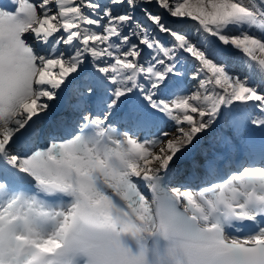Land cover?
Returning a JSON list of instances; mask_svg holds the SVG:
<instances>
[{
  "label": "snow or ice",
  "instance_id": "6c2138e0",
  "mask_svg": "<svg viewBox=\"0 0 264 264\" xmlns=\"http://www.w3.org/2000/svg\"><path fill=\"white\" fill-rule=\"evenodd\" d=\"M217 124L204 180L227 178L172 184ZM153 200L180 236L160 264H264V0L0 4V264H83L78 218L151 224Z\"/></svg>",
  "mask_w": 264,
  "mask_h": 264
},
{
  "label": "clouds",
  "instance_id": "9594fccd",
  "mask_svg": "<svg viewBox=\"0 0 264 264\" xmlns=\"http://www.w3.org/2000/svg\"><path fill=\"white\" fill-rule=\"evenodd\" d=\"M152 216L151 224L139 222L136 227L87 216L78 218L73 230L80 233L83 264H160V256L153 251V241L163 247L178 248L180 236L164 226L162 210L155 200ZM142 241L146 242L147 250L141 247Z\"/></svg>",
  "mask_w": 264,
  "mask_h": 264
},
{
  "label": "water",
  "instance_id": "95a60500",
  "mask_svg": "<svg viewBox=\"0 0 264 264\" xmlns=\"http://www.w3.org/2000/svg\"><path fill=\"white\" fill-rule=\"evenodd\" d=\"M30 43L32 41H29ZM235 72H238L240 74H242L244 71H241V69L239 67L233 69ZM70 96V95H69ZM71 99V96H70ZM70 105L69 102L65 101L64 104L62 105V113L66 114L67 116H63V117H69L71 115L70 110L67 111L65 109L66 105ZM56 114V113H54ZM50 116V120H45V122L40 123V130H41V135L42 136H46L49 132H52L54 130L55 125L59 124V122L61 121L60 118H54V116H52V113L49 115ZM62 117V118H63ZM56 120V121H53ZM48 122V123H47ZM226 150L223 149L221 152H216V153H222L225 152ZM199 159H201V157H199ZM237 159H239V157H237ZM203 160V159H201ZM204 164H205V159H204ZM175 172L173 173L174 177H181V179H172V183H178L180 181H183L186 177H189L190 175L193 177L192 181H191V185L193 188H196L197 186H203L206 184H210L211 182H216V181H222L223 179L227 178V174L228 171L227 169H225V171L223 172V174L221 175H217L215 177H211L207 182H205L204 177L206 176L205 173V169L204 166L202 165V169H194V170H190L186 167L181 166L180 164H178L177 167L174 168ZM240 168H237L234 164L232 166V168L230 169V171H239Z\"/></svg>",
  "mask_w": 264,
  "mask_h": 264
},
{
  "label": "bare ground",
  "instance_id": "6f19581e",
  "mask_svg": "<svg viewBox=\"0 0 264 264\" xmlns=\"http://www.w3.org/2000/svg\"><path fill=\"white\" fill-rule=\"evenodd\" d=\"M246 74H247V69L245 68V72H243L241 74V76L243 77ZM67 97L68 96H66V94L65 95L61 94V98L59 100H57L55 103L52 104L53 107H54V109L57 107L55 105H57V104H64L65 100H67ZM68 110H69V108H68ZM51 113H52V116H54V113L55 112L54 111H49V113L47 114V116H44L43 117L44 118L43 119V122H45V120L48 121L50 119V116L49 115ZM217 127H218V130H220L221 126L219 124H217ZM205 134L202 136L201 140L197 142L196 147L190 153H187L188 155L186 154L181 160L175 162V164L173 165L174 168L177 167L178 164H180L181 166L186 167V168H188L190 170L191 169L192 170H194V169H202V165L200 163L204 162V159H205V161H206V159H211V156L210 155H207V157H205V155L203 156L204 151L209 152V151H213V150H216L217 149V147L216 146L213 147L212 144L209 145L208 148H205L206 146L204 147V145H207L209 142H211V143L214 142V139H213V136H212L211 133H208L207 135H209L212 138V140L211 141H208V142H205V141H207L205 139ZM203 148H205V149H203ZM200 156L203 159L202 162H200L201 161V159H199ZM174 178H176V177H174Z\"/></svg>",
  "mask_w": 264,
  "mask_h": 264
},
{
  "label": "rangeland",
  "instance_id": "374dc122",
  "mask_svg": "<svg viewBox=\"0 0 264 264\" xmlns=\"http://www.w3.org/2000/svg\"><path fill=\"white\" fill-rule=\"evenodd\" d=\"M99 2H101V3H105L106 2V0H99ZM7 3H11V0H0V4H7ZM61 94H63V95H65L66 94V96H68L67 97V100H65V101H67V102H69V104L70 103H72L73 101H72V96H71V94H70V92L69 91H65V92H63V93H61ZM71 96V99H70V96ZM62 105L63 104H57V105H55V106H57L55 109H54V107H53V105L51 106V109H50V111H54L56 114H54V118H60V119H62V117L63 116H67L66 114H64V113H62ZM68 108H69V105L67 104L66 106H65V109L66 110H68ZM69 111V110H68ZM57 116V117H56ZM44 119V118H43ZM50 120V119H49ZM53 121H56V120H53ZM42 122H43V120H42ZM41 122V123H42ZM41 125V124H40ZM40 125H39V127H40ZM222 129L220 128V130H218V127L216 126L214 129H212L211 131H208V132H206V134H205V139L207 140V141H205V142H208V141H211L212 140V138L209 136V135H207L208 133H211L212 134V136L214 137V134L215 133H217V132H220ZM226 135H231V131L229 130V131H227L226 133H225ZM204 139V138H203ZM214 143H215V141L213 142V143H211V142H209L207 145H204V147L205 148H208V146L209 145H214ZM215 146L217 147V149L216 150H213V151H209V152H206V151H204V153L206 152L207 153V155H210L211 156V158L213 157V153L214 152H221L224 148H222L219 144H215ZM205 148H203V149H205ZM188 155V154H187ZM203 156H204V154H203ZM201 157V156H200ZM205 157H207V156H205ZM201 159H202V157H201ZM200 161V160H199ZM203 160H201L200 162H202ZM201 165H205L204 164V162H202V163H200ZM242 170V169H241ZM192 171V170H191ZM177 179H181V177H176ZM216 182H219V181H216ZM220 182H223V181H220ZM212 183V182H211ZM172 184H175V183H172ZM207 186H210V184H206ZM190 186L192 187V185L190 184ZM204 186V185H203ZM200 187H202V186H197L196 188H193V189H195V190H197V189H199Z\"/></svg>",
  "mask_w": 264,
  "mask_h": 264
}]
</instances>
